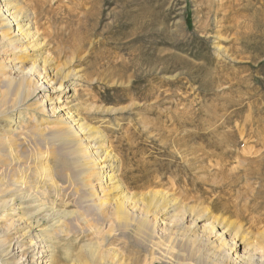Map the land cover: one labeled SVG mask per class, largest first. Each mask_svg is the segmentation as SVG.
Wrapping results in <instances>:
<instances>
[{
	"label": "rangeland",
	"instance_id": "rangeland-1",
	"mask_svg": "<svg viewBox=\"0 0 264 264\" xmlns=\"http://www.w3.org/2000/svg\"><path fill=\"white\" fill-rule=\"evenodd\" d=\"M19 2L40 27L39 54L62 71L56 86L73 91L69 106L102 136L125 192L152 195L151 208L136 212L155 220L149 229L140 220L111 227L85 206L73 138L57 132L63 113L29 114L34 98L13 112L16 133L0 138V180L8 185L25 165L40 172L45 162L51 175L43 179L57 188H46L44 205L83 219L46 233L35 222L31 236L41 238L32 250L53 264H206L231 241L215 239L214 222L264 264V0ZM5 189L1 207L11 199ZM166 203L174 210L162 214Z\"/></svg>",
	"mask_w": 264,
	"mask_h": 264
},
{
	"label": "bare ground",
	"instance_id": "bare-ground-1",
	"mask_svg": "<svg viewBox=\"0 0 264 264\" xmlns=\"http://www.w3.org/2000/svg\"><path fill=\"white\" fill-rule=\"evenodd\" d=\"M40 35V27L35 28L33 16L19 0H0V82L4 87V90L0 91V116L6 117L4 120L7 123L6 127L0 130V138H8L7 133L12 136L16 133L17 128L15 129L12 122L13 112L23 110L34 98L36 103L26 108L29 109V114L34 108L40 113L45 112L48 106L50 111H47V114L55 116L62 112L63 115L58 119L57 132L64 139L73 138L67 145L72 149L70 161L76 171V185L86 194L85 206L93 208L101 217V221L111 227L114 221L129 223L137 220H140L139 223L145 229L151 228L152 223L155 226V220L148 209L146 216L136 212L139 208H151L152 195L141 194L140 198H137V194H127L119 184L116 174L118 168L106 151L102 136L92 128L85 127V123L75 115L74 106H69L73 91L67 88L63 81L56 86V73L62 71L56 72L50 68L48 58L39 54V50L44 46L40 43ZM28 60L31 66L23 69V64ZM65 76L66 80L68 75ZM50 93L60 95L54 98L43 96ZM24 167L22 169L21 166H16V174L19 168L22 171H18L19 175H15V179L8 185L0 180V189L7 188L6 194L11 197L9 202L0 206V264H7L8 258L12 261L10 264H15L17 260L20 262L18 264H53L52 257L44 262V254H36L32 250V246L37 245L34 240L41 238L37 237L38 235L31 236L30 231L34 229L35 222L37 227L41 228L39 231L46 233L47 230H55L64 224L65 227V222L69 219L72 220L71 224L80 223L83 216L67 211L55 212L54 208L44 205L46 188H57L52 176L48 183L43 179V176L51 175V168L47 163L41 164L40 172H35L34 168L28 165ZM33 171L36 176L31 179L29 176ZM56 197H61L58 192ZM173 210L174 208L166 203L161 213L169 214ZM186 216L185 210L178 215L179 218ZM44 220H49L47 227L43 224ZM200 221H203V218L195 221L196 227ZM207 226L213 233L217 231L215 239L229 236L231 241L230 246L225 247V255L220 254L221 250L213 252V256L204 258L206 264H255L257 260L246 249L247 246H244L245 241H237V235H234L230 228L214 222ZM239 249H242V252ZM155 250L165 253L167 257L172 252L169 246H155ZM47 252L48 250L43 251Z\"/></svg>",
	"mask_w": 264,
	"mask_h": 264
}]
</instances>
